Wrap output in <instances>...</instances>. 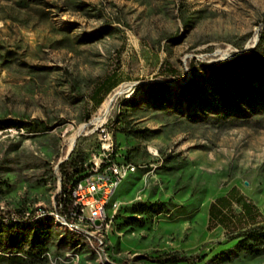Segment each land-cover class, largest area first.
Here are the masks:
<instances>
[{
  "label": "rangeland",
  "instance_id": "1",
  "mask_svg": "<svg viewBox=\"0 0 264 264\" xmlns=\"http://www.w3.org/2000/svg\"><path fill=\"white\" fill-rule=\"evenodd\" d=\"M16 1L0 0V121L39 127L0 129V215L53 210L58 162L98 155L101 125L112 155L139 167L116 190L110 227L92 223L103 246L90 222L62 217L43 259L13 264H160L144 255L173 250L205 253L194 264H264V250L221 252L242 227L264 225V71L254 63L264 62V0ZM110 74L115 86L97 104L92 91ZM162 81L155 101L149 82ZM227 194L222 223L208 210ZM69 230L79 243L63 238Z\"/></svg>",
  "mask_w": 264,
  "mask_h": 264
},
{
  "label": "trees",
  "instance_id": "2",
  "mask_svg": "<svg viewBox=\"0 0 264 264\" xmlns=\"http://www.w3.org/2000/svg\"><path fill=\"white\" fill-rule=\"evenodd\" d=\"M20 6H26L28 4L27 0H17ZM85 3H75L77 7H83ZM244 52L239 53L232 59L228 61L230 64L238 65L241 60L246 56ZM255 65L261 67L264 71V62L258 61L254 58ZM257 60V61H256ZM114 78L112 74L107 75L102 79V81L93 89L91 96L97 104H100L103 100L101 92L103 89L111 88L114 85ZM187 89L188 86H184ZM165 88H168V84L165 81L162 82H149V93L155 99V101H160L163 98V92ZM135 97H129L126 99L127 102L135 105L133 101ZM223 116V115H222ZM11 126H25V128L30 130H36L39 127L36 121H22L20 122L16 118H6L0 121V129L3 127ZM146 128L143 129H129L135 135L139 133H145ZM168 159V156L165 160ZM86 160L82 153H68L67 156L62 159L57 166V176L60 179V188L55 194V212L54 215L49 214L47 209H42L41 214H38L37 209H26L19 208L15 209L13 213L8 215H0V261L5 259L8 264L33 262L36 260L43 259L45 252L48 249V238L55 226L54 219L57 221L62 220V213L69 214L74 208V197L72 194L73 184L81 179L84 175L88 173V164H85ZM237 189L232 186L228 193L236 192ZM227 195L219 196L214 202L209 205V217L217 218L222 223L228 222L230 219L221 209V204L230 203V197ZM238 198V197H237ZM240 201V206L242 208L243 215L252 217L253 215V204L249 200H244L242 197L237 199ZM136 211L139 212H150L156 208V203L148 205L145 203H139ZM67 219V218H66ZM68 221V219H67ZM70 222V221H68ZM68 241L72 244H77L80 242V235L69 230L67 235ZM234 237L238 238L236 241V247L229 248L228 251L223 250L222 253L230 252L232 254H239L240 252L245 253H255L258 254L264 250V225L260 223H255L242 227L240 232ZM62 238V239H63ZM94 245L100 246L99 241L93 237ZM100 239V238H99ZM86 241V240H85ZM205 253L192 252L187 253L180 250L164 251L156 255H144V257L150 261L157 262L160 264H180L182 262H187L194 264L201 262L205 258Z\"/></svg>",
  "mask_w": 264,
  "mask_h": 264
},
{
  "label": "built area",
  "instance_id": "3",
  "mask_svg": "<svg viewBox=\"0 0 264 264\" xmlns=\"http://www.w3.org/2000/svg\"><path fill=\"white\" fill-rule=\"evenodd\" d=\"M100 133L101 151L98 155L85 162L88 164V173L77 180L72 186L74 197V208L69 214L60 212L69 221L76 222L82 226V222H90L89 234H94L97 241H102L98 237L97 231H92V223H103L110 227L113 213L121 204V199L116 195L118 186L130 174L136 172L139 166H130L126 160L116 159L110 152L112 142L111 134L101 125ZM155 155V154H154ZM101 191V196L96 194ZM88 207V213L85 212ZM41 213L40 211H37ZM47 212H58L57 210H47ZM104 242L102 241V246Z\"/></svg>",
  "mask_w": 264,
  "mask_h": 264
},
{
  "label": "bare ground",
  "instance_id": "4",
  "mask_svg": "<svg viewBox=\"0 0 264 264\" xmlns=\"http://www.w3.org/2000/svg\"><path fill=\"white\" fill-rule=\"evenodd\" d=\"M111 147H112V143H111V145H110V152H111ZM131 166V165H130ZM69 221V220H68ZM70 222H72V221H70ZM83 223V222H82ZM104 225V224H103ZM108 228V227H107Z\"/></svg>",
  "mask_w": 264,
  "mask_h": 264
},
{
  "label": "water",
  "instance_id": "5",
  "mask_svg": "<svg viewBox=\"0 0 264 264\" xmlns=\"http://www.w3.org/2000/svg\"><path fill=\"white\" fill-rule=\"evenodd\" d=\"M60 161H61V160H60ZM60 161H59V162H60ZM59 162H58V163H59ZM57 166H58V164H57Z\"/></svg>",
  "mask_w": 264,
  "mask_h": 264
}]
</instances>
